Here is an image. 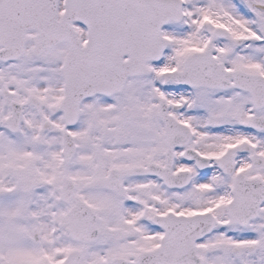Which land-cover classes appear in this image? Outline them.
Returning <instances> with one entry per match:
<instances>
[{
  "label": "snow or ice",
  "instance_id": "6c2138e0",
  "mask_svg": "<svg viewBox=\"0 0 264 264\" xmlns=\"http://www.w3.org/2000/svg\"><path fill=\"white\" fill-rule=\"evenodd\" d=\"M0 264H264V0H0Z\"/></svg>",
  "mask_w": 264,
  "mask_h": 264
}]
</instances>
